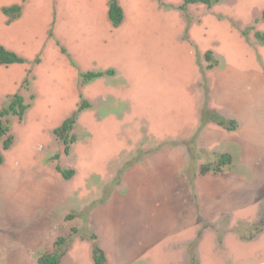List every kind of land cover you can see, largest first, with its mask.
Segmentation results:
<instances>
[{
    "label": "rangeland",
    "instance_id": "1",
    "mask_svg": "<svg viewBox=\"0 0 264 264\" xmlns=\"http://www.w3.org/2000/svg\"><path fill=\"white\" fill-rule=\"evenodd\" d=\"M117 1L125 15L119 27L109 21V0H0V45L26 61L0 65V107L15 93L30 104L22 121L9 119L12 147L4 151L0 143V264H38L39 256L53 252L52 243L60 236L71 240L65 257L75 245L91 249L92 234L102 247L104 236L92 224L95 208L125 190L124 176L132 167L166 148L186 147L190 173L185 169L184 177L199 213L197 178L195 199L190 178L217 156L202 145L213 124L192 140L207 90L209 106L229 113L212 103L211 73L224 69L226 62L244 71L258 69V64L264 70L262 44L255 38V32L264 33V0H224L186 10L181 9L182 0ZM16 4L23 6L21 17L8 25L2 8ZM246 30L247 37L242 34ZM208 51L218 60L212 70L206 69ZM109 68L115 76L80 86V73ZM29 70L26 88L23 80ZM81 96L92 107L80 115L74 130L77 141L67 155L53 130L78 108ZM236 119L242 131L245 120ZM260 128L258 156L236 153L227 172L239 182H264ZM164 162L160 165L165 168ZM57 166L73 169V178L64 180ZM251 207L215 223L200 218L196 232L181 227L180 238L156 247L157 256L147 264H192V258L198 264H264V242L253 245L264 233L252 241L240 238L264 218V201L258 210ZM38 226L44 228L45 241L35 245L29 233ZM191 231L194 234L187 236ZM199 231L203 235L195 249ZM222 233L220 247L217 238Z\"/></svg>",
    "mask_w": 264,
    "mask_h": 264
},
{
    "label": "crops",
    "instance_id": "2",
    "mask_svg": "<svg viewBox=\"0 0 264 264\" xmlns=\"http://www.w3.org/2000/svg\"><path fill=\"white\" fill-rule=\"evenodd\" d=\"M260 53L264 59V45ZM226 65L224 69L211 73L212 103L235 118L245 120V128L237 133L210 125L205 131L202 145L217 155L228 153L233 160L238 152L257 157L259 125L264 145V70L259 64L255 66L258 69L246 71L229 62ZM258 111L261 112V124L258 122ZM261 159H264V152ZM163 160L166 169L160 165ZM187 166V149L183 145L147 156L143 163L125 174V190L115 193L105 204L95 208L92 224L104 236V244L100 247L106 254L108 264H147L157 256L156 247L180 238L181 227L195 231L200 227V218L215 223L224 216H233L231 213L239 209L252 206L258 210L263 204L264 182L242 183L229 173L199 174L196 189L200 211L196 213L197 205L192 200L184 177ZM193 231L187 236L193 235ZM44 234L43 227H34L29 238L35 245H40L45 241ZM230 242L228 238V244ZM262 242L264 235L253 245L258 246ZM60 264H94L90 245H75L69 257H62Z\"/></svg>",
    "mask_w": 264,
    "mask_h": 264
},
{
    "label": "trees",
    "instance_id": "3",
    "mask_svg": "<svg viewBox=\"0 0 264 264\" xmlns=\"http://www.w3.org/2000/svg\"><path fill=\"white\" fill-rule=\"evenodd\" d=\"M224 0H182L183 4L181 6L182 10H186L189 5H204L208 8L213 7ZM22 5H12L8 7L2 8V13L7 17V24L10 25L15 20L21 17L22 14ZM108 18L113 27H119L125 18L124 10L119 4L117 0H109L108 2ZM262 19H264V11L262 13ZM243 36H248V31L242 32ZM52 36V34H50ZM255 38L257 41L264 45V33L255 32ZM61 52L67 55L66 49L61 47ZM205 59L208 62L206 67L207 70H212L216 66H218V60L213 58V52L208 51L205 54ZM25 59L20 55L16 54L13 51L8 50L4 46L0 45V65H12V64H25ZM40 58H37L34 64H40ZM116 71L113 68H109L104 71H88L85 73L79 74V84L80 86H86L100 78L104 77H113L115 76ZM31 70H29L26 74L25 79L23 80V85L26 88L30 86V78ZM203 83L206 84V77L203 75ZM33 98V97H32ZM92 107L91 103L81 96L80 103L78 108L72 112L70 116H68L58 127L53 130L54 137L58 140V142L63 146L64 153L70 154L72 145L77 141V136L74 134V130L78 123V119L80 115L87 109ZM30 108V104L25 102V98L20 93H15L12 96H9L3 101L0 107V143L2 144V148L4 151L9 150L14 142V136L10 134V126L9 119L11 117H17L20 121H22L27 111ZM209 124L216 125L228 132L238 131L240 127V122L230 115L229 113H225L224 111H219L217 109L211 108L209 106V90H207L204 95V100L201 106V115H200V125L198 130L193 137V141L195 142L202 132V130ZM177 144V143H176ZM175 144V145H176ZM55 158H58L56 155ZM144 157L139 158L137 163L142 162ZM4 163V156L0 152V166ZM233 164V157L228 153H223L217 155L213 162L205 163L200 166L199 173L202 176L207 174H227L230 171V168ZM57 172L61 175L64 180H70L73 178L75 171L73 169H63L60 166L56 167ZM185 173L189 174V167L185 170ZM198 174H192L190 178V186L192 189V196L195 199V185L194 181L196 180ZM120 179H117L115 184H119ZM113 184V186H115ZM110 195L105 196L98 204L104 203ZM68 218H71L69 216ZM208 225L207 223H202V227ZM248 235H241L240 238L245 241H252L257 239L262 233H264V218H261L256 224L252 225L247 231ZM203 231H199L195 241L193 242V248H197L201 239H202ZM225 234L222 233L218 236L217 242L218 246H222L224 242ZM97 235L92 234L91 240V257L94 264H108V260L104 250L97 244ZM71 240L67 237H58L54 242V251L52 253H46L38 257V264H60V261L63 256L66 255L68 249L70 248ZM192 264H198L196 258H192Z\"/></svg>",
    "mask_w": 264,
    "mask_h": 264
}]
</instances>
